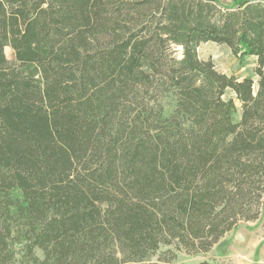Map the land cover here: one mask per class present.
Here are the masks:
<instances>
[{"label": "trees", "instance_id": "obj_1", "mask_svg": "<svg viewBox=\"0 0 264 264\" xmlns=\"http://www.w3.org/2000/svg\"><path fill=\"white\" fill-rule=\"evenodd\" d=\"M263 211L264 0H0V264H170Z\"/></svg>", "mask_w": 264, "mask_h": 264}, {"label": "rangeland", "instance_id": "obj_2", "mask_svg": "<svg viewBox=\"0 0 264 264\" xmlns=\"http://www.w3.org/2000/svg\"><path fill=\"white\" fill-rule=\"evenodd\" d=\"M230 4L231 0H221ZM9 59L14 58L11 48L5 50ZM198 55L201 59H212L219 71L227 74H235L243 78L247 76L257 79L254 69L256 58L247 56L244 59L236 57L231 49L224 44L212 41L201 43L198 47ZM233 96L232 93H229ZM238 107L237 118L241 115V104ZM166 249L161 248V251ZM155 256L153 260H156ZM209 261L214 264H264V211L254 221H240L233 230L225 236L207 253L189 255L180 251L177 258L170 264H200Z\"/></svg>", "mask_w": 264, "mask_h": 264}]
</instances>
